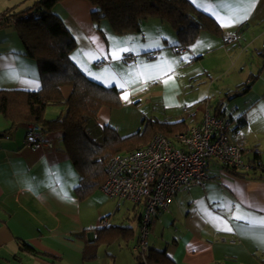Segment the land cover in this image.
I'll use <instances>...</instances> for the list:
<instances>
[{
  "label": "crops",
  "instance_id": "0c3cea01",
  "mask_svg": "<svg viewBox=\"0 0 264 264\" xmlns=\"http://www.w3.org/2000/svg\"><path fill=\"white\" fill-rule=\"evenodd\" d=\"M28 1L33 4L36 0H0V19L10 8L19 12L18 5ZM189 1L211 16L224 35L202 32L184 54L174 50L179 44L177 33L159 19L143 21L140 32L118 35L108 20H93L95 7L87 0H63L54 7V13L77 42L70 58L81 72L121 90V107L100 111V130L108 125L119 136L127 137L139 132L145 119L190 125L188 112L195 107L199 108L197 121H201L208 104H198L191 88L194 82L208 87L213 84L209 82V67H196L206 59L213 63L221 60L227 68L221 75L236 78H229L237 84L236 89L252 83L246 95L233 100H237L233 108H224L236 127L238 118L244 117L245 124L239 128L247 148L245 160L251 162L255 153H260L259 163L247 177L231 176L211 163L205 187L183 189L167 211L155 214L149 244L150 249L165 251L176 264H264V225L247 221V217L264 219V89L254 91L264 76V67L260 77L251 81L255 74H247V59L240 62L250 47L263 57L264 19L260 11L263 14L264 0H222L219 5L216 0ZM245 14L246 19L227 25L229 17L242 18ZM241 28L244 31L240 33ZM229 38L233 41L226 44ZM115 41L125 42L131 50L121 53V60L103 59L110 48L118 47ZM128 53L135 57L133 63L124 61ZM151 53L156 57L151 58ZM233 57L237 63L232 62ZM261 64L258 62V67ZM153 65L164 70L171 66L173 70L160 79L142 82L139 73ZM235 67L238 69L232 72ZM108 72L117 74L125 87L115 82L108 86L93 78L100 75L108 79L104 76ZM41 86L37 63L24 54L14 28L0 30V89L35 92ZM62 91L68 98L72 88L65 86ZM65 113V107L49 106L45 116L54 120ZM28 125L21 124L0 138V264H121L123 247L129 248L131 243L117 241L96 250L92 232L102 217L109 218V227L139 228L142 208L131 203L121 214L120 206L126 201L109 198L101 188L80 200L75 192L80 176L64 152L63 134L46 133L54 148L33 151L25 146ZM9 126L0 115V131ZM237 205L245 219L235 218ZM138 236L135 233L133 241H138ZM24 244L36 253L24 250ZM115 244L112 253L102 256V247ZM132 252L137 264L134 247ZM95 253L97 257L89 259Z\"/></svg>",
  "mask_w": 264,
  "mask_h": 264
},
{
  "label": "trees",
  "instance_id": "16d2710c",
  "mask_svg": "<svg viewBox=\"0 0 264 264\" xmlns=\"http://www.w3.org/2000/svg\"><path fill=\"white\" fill-rule=\"evenodd\" d=\"M63 0H36L25 10H6L0 19V30L14 28L23 44L24 54L38 66L41 88L35 92L0 89V115L10 123L7 130L0 131V138L9 136L21 124H36L44 133L61 132L64 152L71 159L80 176L75 192L85 200L99 190L107 177L106 162L116 154L133 152L148 145L156 136L173 138L188 131L185 121L160 122L145 119L142 129L130 136L121 137L105 125L101 127L103 142H95L87 132V126L96 122L103 108H120L121 90L107 87L88 78L71 60V53L77 42L64 22L54 13V7ZM94 7L93 20L98 23L106 19L118 35L140 32L142 22L150 18L159 19L171 26L177 33L176 47L193 46L202 32L223 37V29L209 15L197 9L189 0H87ZM39 13L40 17L31 16ZM30 15L29 17H25ZM15 20V23H13ZM240 29L239 32H243ZM263 69L254 75L256 81ZM70 86L71 94L64 97L63 87ZM246 85L227 92L225 98L234 100L249 92ZM49 106L66 108V113L54 120L46 119ZM213 110V109H212ZM214 113L225 114V108L218 104ZM234 121V119L231 117ZM238 127L245 124L243 116L238 118ZM260 153H255L252 165L259 163ZM101 159V161H99ZM234 177H247L248 172L225 169ZM98 238L93 247L117 241L129 243L135 239L133 228L109 227L97 230ZM24 250L36 253L27 244ZM97 254L89 257L95 259ZM137 264H143L137 257ZM147 264H176L165 251L150 249Z\"/></svg>",
  "mask_w": 264,
  "mask_h": 264
},
{
  "label": "built area",
  "instance_id": "2783aa9c",
  "mask_svg": "<svg viewBox=\"0 0 264 264\" xmlns=\"http://www.w3.org/2000/svg\"><path fill=\"white\" fill-rule=\"evenodd\" d=\"M31 16L38 18L40 14ZM231 41V38L225 39L226 44ZM174 50L184 54L188 48L181 46ZM149 56L156 57L155 53ZM124 61L133 63L135 57L128 53ZM98 65L103 66V63ZM198 112V107L188 112L191 124L187 132L173 138L156 136L148 145L133 152L116 154L106 162L107 177L101 186L103 193L111 199L142 208L134 251L143 264H147L150 252L149 237L155 214L167 211L183 189L205 187L210 178L211 163L219 170L229 168L238 172H249L258 164L246 162L243 133L230 115L215 114L208 105L202 120L197 121ZM25 146L33 151L53 149L54 141L36 124H29ZM109 226L108 217L100 218L92 232L93 238L97 240V230Z\"/></svg>",
  "mask_w": 264,
  "mask_h": 264
},
{
  "label": "rangeland",
  "instance_id": "374dc122",
  "mask_svg": "<svg viewBox=\"0 0 264 264\" xmlns=\"http://www.w3.org/2000/svg\"><path fill=\"white\" fill-rule=\"evenodd\" d=\"M15 1V0H14ZM32 3L28 2H23L21 4L18 5L17 10L21 11L25 8H27L28 6H31ZM261 16L260 18L264 19V10H263V14H262V10L260 11ZM262 22V20H261ZM260 22V23H261ZM247 54L244 55V57L241 59L240 62H244L245 59H247L246 62V70H247V74L249 73H253L255 75H258V72L263 69L264 67V54L263 57L259 56L258 54L255 53L254 48L252 49L250 47L249 51L246 52ZM210 59H206L205 62L203 64H197L199 69H201V67L203 68H207L209 67V77L211 78L209 80L213 81V84H209L210 86H206L205 84H202L200 82H194L193 83V87L191 88L192 90V96L194 97V99L196 100V102L198 104H204L205 102H207V104L209 105L210 109L216 108V106L218 104H221L223 107L226 108V106H228L229 108H233V106L236 104H234L235 101L233 100H228L226 99L224 96L227 92L233 91L236 89L237 84L233 83V81H230L229 78H233L231 77L229 74H224L221 75L222 72H224V70L226 71L227 68L223 67L222 65V61H215L210 62ZM237 63V58L234 59L233 57V61ZM258 62L262 63L260 67H258ZM232 65V64H231ZM234 67V66H232ZM243 68V66H242ZM238 69V67H235V69L232 70V72H236L234 70ZM205 77V76H204ZM203 77V78H204ZM207 77V76H206ZM234 81H236V78H233ZM251 83V82H249ZM264 89V76L261 78V80L255 85L254 87V91L255 92H261ZM239 100V99H238ZM241 104V102H239ZM87 132L89 133V135L91 136V138L101 144L103 142V135L102 132L100 130V128L98 127L97 121L96 122H91L89 123V125L87 126ZM132 206V204L130 202H124L120 208H121V214L126 213L127 212V208H130ZM134 227V231L136 233V235L139 233V228L136 227V225H132ZM130 247L126 248L123 247L124 249V253L123 255H125V257L121 258V264H135V256L132 252L133 247L136 246L137 243V239L135 241L130 242ZM115 248H117V244H115L112 247H107L104 246L101 249V254L102 256H104L106 253L110 254L112 253L111 251H114Z\"/></svg>",
  "mask_w": 264,
  "mask_h": 264
},
{
  "label": "snow or ice",
  "instance_id": "6c2138e0",
  "mask_svg": "<svg viewBox=\"0 0 264 264\" xmlns=\"http://www.w3.org/2000/svg\"><path fill=\"white\" fill-rule=\"evenodd\" d=\"M203 2L204 0H201V3ZM216 2L219 5L222 2V0H216ZM246 18H247L246 14L242 18L241 17H236V18L229 17L227 20V25L230 26L232 23L237 22L239 19H246ZM115 44L118 45V47L110 48L108 53H106L103 56V59L107 60L109 57H111L113 60H121L123 59V56L121 55V53H125L131 50L129 47L125 46V42L123 41H115ZM172 70L173 69L171 66H168V68L164 70L159 65H153L150 67H146L143 71L139 73V76L142 82L146 81L147 79H160L162 75H166L167 72H171ZM104 76H108L109 78L105 79L103 76H100V75L94 76L93 78L101 80L103 83H105L108 86H111V83L115 82L118 87L120 88L125 87V83L120 82V80L117 78V74L108 72V73H105ZM127 98L128 96H127V93L125 92L124 99H127ZM262 111H264V109H262ZM236 212H237V215L235 216L236 219L239 220V219L246 218L245 214L240 212L238 205L236 206ZM247 221L250 224L264 225V219H256L254 217H247ZM228 230L230 231L231 229H228Z\"/></svg>",
  "mask_w": 264,
  "mask_h": 264
},
{
  "label": "water",
  "instance_id": "95a60500",
  "mask_svg": "<svg viewBox=\"0 0 264 264\" xmlns=\"http://www.w3.org/2000/svg\"><path fill=\"white\" fill-rule=\"evenodd\" d=\"M251 85H252V83H249L247 86H248V88H250L251 87Z\"/></svg>",
  "mask_w": 264,
  "mask_h": 264
}]
</instances>
